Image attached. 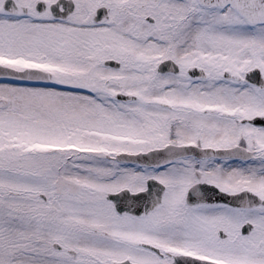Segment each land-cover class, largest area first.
<instances>
[{"label":"snow or ice","instance_id":"obj_1","mask_svg":"<svg viewBox=\"0 0 264 264\" xmlns=\"http://www.w3.org/2000/svg\"><path fill=\"white\" fill-rule=\"evenodd\" d=\"M0 264H264V0H0Z\"/></svg>","mask_w":264,"mask_h":264}]
</instances>
